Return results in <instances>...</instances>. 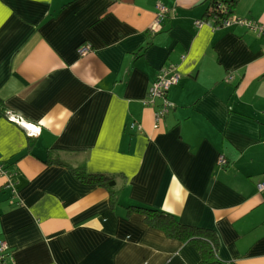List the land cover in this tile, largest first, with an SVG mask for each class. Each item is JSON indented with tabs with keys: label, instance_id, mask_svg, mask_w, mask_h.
<instances>
[{
	"label": "crops",
	"instance_id": "1",
	"mask_svg": "<svg viewBox=\"0 0 264 264\" xmlns=\"http://www.w3.org/2000/svg\"><path fill=\"white\" fill-rule=\"evenodd\" d=\"M210 2L0 0V241L14 264H199L147 209L213 229L223 264H264V32L197 26ZM158 3L171 11L154 32ZM232 15L264 24V0ZM171 64L158 120L145 102Z\"/></svg>",
	"mask_w": 264,
	"mask_h": 264
},
{
	"label": "built area",
	"instance_id": "2",
	"mask_svg": "<svg viewBox=\"0 0 264 264\" xmlns=\"http://www.w3.org/2000/svg\"><path fill=\"white\" fill-rule=\"evenodd\" d=\"M221 6V4H220ZM157 14L156 19L151 26V30L154 32H157L161 29L162 23L165 20V18L170 13L171 9L164 5L163 3H158L157 7ZM196 25L199 27L204 26L205 24H210L214 29L225 27V26H232V25H245L248 28L252 29L253 31L258 32L259 34L264 32V24L258 23L257 21H252L247 18L232 15L228 18H225L221 23H214L211 20H208L206 18L204 19H198L196 20ZM92 49L91 44H85L81 45L77 48L78 53L80 55H85L89 53ZM177 65H169V66H163L161 69H159L157 78L155 82L153 83L150 92H149V98L146 100L145 104L149 106L156 107V118L159 120L163 116H165L170 108L173 106V103L168 100V93L171 88H173L176 84L180 81V74L176 71ZM160 101V103H158ZM8 118L18 124H24L23 119L18 117L14 112H8L7 113ZM25 125V124H24ZM26 129L33 131V134H39L40 129L36 128L35 126L31 125H25ZM36 129H35V128ZM218 162L220 165H224L227 163V159L224 155H220L218 158ZM0 172L9 174V172L3 167V165L0 163ZM9 186L13 189V191H16L15 188V182L10 181ZM257 189L259 191L264 190V181H261L257 184ZM0 263L1 264H14V261L11 257V253L9 251V246L4 240L0 241Z\"/></svg>",
	"mask_w": 264,
	"mask_h": 264
},
{
	"label": "trees",
	"instance_id": "3",
	"mask_svg": "<svg viewBox=\"0 0 264 264\" xmlns=\"http://www.w3.org/2000/svg\"><path fill=\"white\" fill-rule=\"evenodd\" d=\"M237 2L238 0H211L205 15L206 19L214 23H221L225 18L232 16L233 7ZM71 170L80 181H95L108 186L113 196L117 193L115 180L109 179L106 175L91 174L83 166H71ZM146 211L152 214L149 216H151L150 222L153 226L163 229L171 237L191 242L197 246L202 256L199 264H223L218 254L219 236L213 229L181 224L171 215L157 209H147Z\"/></svg>",
	"mask_w": 264,
	"mask_h": 264
}]
</instances>
